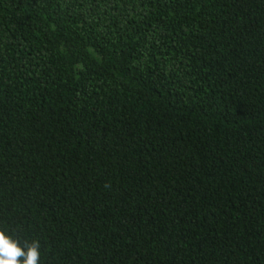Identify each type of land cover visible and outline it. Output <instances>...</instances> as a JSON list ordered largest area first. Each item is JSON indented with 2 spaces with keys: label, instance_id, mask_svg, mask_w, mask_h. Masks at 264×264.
Returning a JSON list of instances; mask_svg holds the SVG:
<instances>
[{
  "label": "trees",
  "instance_id": "trees-1",
  "mask_svg": "<svg viewBox=\"0 0 264 264\" xmlns=\"http://www.w3.org/2000/svg\"><path fill=\"white\" fill-rule=\"evenodd\" d=\"M0 264H264V0H0Z\"/></svg>",
  "mask_w": 264,
  "mask_h": 264
}]
</instances>
